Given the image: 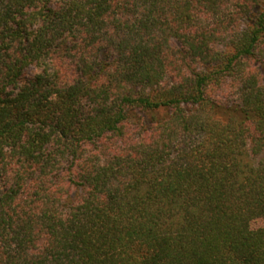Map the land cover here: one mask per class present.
<instances>
[{"label": "trees", "instance_id": "trees-1", "mask_svg": "<svg viewBox=\"0 0 264 264\" xmlns=\"http://www.w3.org/2000/svg\"><path fill=\"white\" fill-rule=\"evenodd\" d=\"M260 219L264 0H0V264H264Z\"/></svg>", "mask_w": 264, "mask_h": 264}, {"label": "rangeland", "instance_id": "rangeland-1", "mask_svg": "<svg viewBox=\"0 0 264 264\" xmlns=\"http://www.w3.org/2000/svg\"><path fill=\"white\" fill-rule=\"evenodd\" d=\"M36 70L31 68L29 71H27V73L29 75L33 74ZM252 227L257 229V228H260V227H264V219H260V220H257L255 221L253 224H252Z\"/></svg>", "mask_w": 264, "mask_h": 264}]
</instances>
